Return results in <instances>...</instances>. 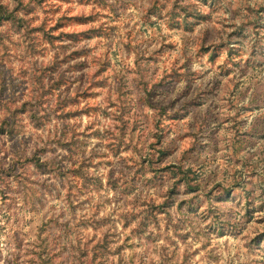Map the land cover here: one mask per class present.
<instances>
[{
    "label": "rangeland",
    "instance_id": "374dc122",
    "mask_svg": "<svg viewBox=\"0 0 264 264\" xmlns=\"http://www.w3.org/2000/svg\"><path fill=\"white\" fill-rule=\"evenodd\" d=\"M0 264H264V0H0Z\"/></svg>",
    "mask_w": 264,
    "mask_h": 264
}]
</instances>
